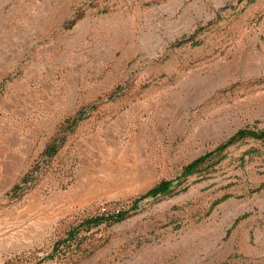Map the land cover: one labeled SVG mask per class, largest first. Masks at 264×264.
<instances>
[{"label": "rangeland", "instance_id": "374dc122", "mask_svg": "<svg viewBox=\"0 0 264 264\" xmlns=\"http://www.w3.org/2000/svg\"><path fill=\"white\" fill-rule=\"evenodd\" d=\"M263 127L264 0H0V264H264V141L179 179ZM105 209L130 212L46 258Z\"/></svg>", "mask_w": 264, "mask_h": 264}, {"label": "trees", "instance_id": "16d2710c", "mask_svg": "<svg viewBox=\"0 0 264 264\" xmlns=\"http://www.w3.org/2000/svg\"><path fill=\"white\" fill-rule=\"evenodd\" d=\"M77 22V19H73L71 24L74 25ZM84 118V113L79 111L77 115L69 120H67V125L70 130H72L82 119ZM253 138L256 140L264 141V127L260 130H253L250 128H242L235 132L230 138L226 141L219 144L215 149L199 156L192 162L188 163L180 176L179 179L186 178L188 176L194 175L198 172L207 171L211 167L222 162L225 158V150L233 144H236L240 141H245L246 139ZM65 141V135L56 137L53 139L45 148L43 154L46 159H50L55 156L60 148L62 147ZM259 151V150H258ZM256 148L249 149L246 153L258 152ZM38 170V169H36ZM35 171L31 174H27L21 184H17L12 192L23 193L26 191L28 187V182L32 181L35 177ZM23 184V185H22ZM175 186L174 180H162L154 187L150 188L143 194L137 196L133 201L130 209H137L139 207V203L149 197H157L159 195H164L173 189ZM230 195H225L221 199H219L214 204H218L224 200H226ZM130 209H117V210H108L105 209L103 212L98 213L96 215L85 218L78 224L72 226L67 230L64 236L57 239V241L53 245V249L51 253L48 255L49 259L55 258H72L73 256L79 254L82 251V247L85 244V240L88 238L87 232H89L92 228L98 227L102 224H112L115 222H121L127 218Z\"/></svg>", "mask_w": 264, "mask_h": 264}]
</instances>
